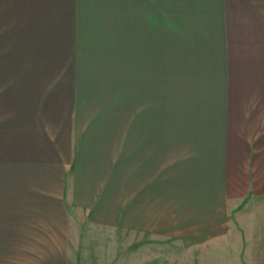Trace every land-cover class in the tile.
I'll return each instance as SVG.
<instances>
[{
	"label": "crops",
	"instance_id": "1",
	"mask_svg": "<svg viewBox=\"0 0 264 264\" xmlns=\"http://www.w3.org/2000/svg\"><path fill=\"white\" fill-rule=\"evenodd\" d=\"M6 74L12 264H181L234 220L264 239V0H0Z\"/></svg>",
	"mask_w": 264,
	"mask_h": 264
},
{
	"label": "rangeland",
	"instance_id": "2",
	"mask_svg": "<svg viewBox=\"0 0 264 264\" xmlns=\"http://www.w3.org/2000/svg\"><path fill=\"white\" fill-rule=\"evenodd\" d=\"M23 33V32H22ZM23 40V38H22ZM23 42V41H22ZM22 48V60L20 62L25 63L27 60L28 54H25L29 49L27 47H21ZM26 50V51H25ZM30 50L34 51L41 50L40 48L36 47L31 48ZM34 54H36V51H34ZM21 65V67H22ZM7 67V64L5 68ZM6 70V69H5ZM5 80H0V86L3 84H9L12 79L7 77V74L5 76ZM104 81L105 85L110 88L111 84H113L114 80H99ZM124 80H118V86H123ZM83 82V81H82ZM114 86V85H113ZM116 87V86H115ZM118 97L122 96L117 94ZM254 209V208H253ZM244 221L248 220L250 215H247V217L244 215ZM243 222V218H241V223ZM234 223V224H233ZM232 222H228L227 225H223L222 227L219 226L217 230L214 231V234L217 233V236L214 237L211 241V243L203 249H198L196 253L189 254L186 250V253L181 255V264H264V239H259V235L255 237H247L243 236L242 238L238 237V233L235 236V233L231 234H221L220 231L222 230H229L233 226H236L237 223L235 220ZM253 221H249L245 224V228L253 230ZM239 224V225H240ZM1 228V225H0ZM244 229V227H243ZM235 231V229H233ZM253 233H256L252 231ZM259 233V232H257ZM16 239L13 238V234L6 233L4 235V238H0V250H5L4 248H10L14 245V242ZM15 261L18 259L20 262H28L29 256H15ZM13 255L11 254H0V264H12Z\"/></svg>",
	"mask_w": 264,
	"mask_h": 264
}]
</instances>
